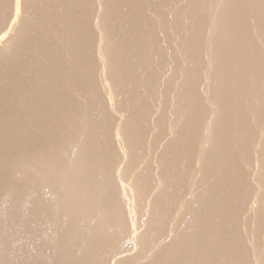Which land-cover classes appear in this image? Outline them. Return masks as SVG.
I'll return each instance as SVG.
<instances>
[{
  "label": "rangeland",
  "instance_id": "374dc122",
  "mask_svg": "<svg viewBox=\"0 0 264 264\" xmlns=\"http://www.w3.org/2000/svg\"><path fill=\"white\" fill-rule=\"evenodd\" d=\"M23 1L12 29L0 0V264H264V0Z\"/></svg>",
  "mask_w": 264,
  "mask_h": 264
},
{
  "label": "bare ground",
  "instance_id": "6f19581e",
  "mask_svg": "<svg viewBox=\"0 0 264 264\" xmlns=\"http://www.w3.org/2000/svg\"><path fill=\"white\" fill-rule=\"evenodd\" d=\"M31 1H32V0H31ZM42 1H43V0H42ZM47 1H48V0H47ZM260 1L262 2V0H260ZM13 2H14V1H13ZM23 2H24V1H23ZM26 2H27V0H26ZM26 2H24V3H26ZM36 2H37V1H36ZM69 2H70V1H69ZM31 3H32V2H31ZM107 3H108V2H107ZM262 3H263V2H262ZM9 4H10V3H9ZM43 4H44V3H43ZM47 4H48V3H47ZM91 4H92V3H91ZM103 4H104V3H103ZM111 4H112V3H111ZM258 4H259V1H258ZM21 5H22V0H15V3H14V16H13V17H14V20H13L14 22H12V24L14 23V26H13L12 29H15L14 27L18 26L17 24H18V22H20V19H21V18H20V17H21V16H20ZM25 5H26V4H25ZM27 5H28V4H27ZM27 5L25 6V8L27 7ZM29 5H30V4H29ZM96 6H97V5H96ZM259 6H260V5H259ZM261 6H262V5H261ZM94 7H95V6H94ZM30 8H31V7H30ZM110 8H111V7H110ZM65 9H66V8H65ZM23 10H24V9H23ZM33 10H34V9H33ZM106 10H107V9H106ZM112 11H113V10H112ZM22 13H23V12H22ZM30 13H31V12H30ZM103 13H104V12H103ZM107 14H108V13H107ZM7 15H8V14H7ZM27 15H28V14H27ZM105 15H106V14H105ZM24 16H25V15H24ZM28 17H29V16H28ZM87 17H88V16H87ZM107 17H108V16H107ZM29 20H30V18H29ZM31 21H32V20H31ZM179 21H180V20H179ZM215 21H216V19H215ZM201 22H202V21H201ZM28 23H29V22H28ZM28 23H27V24H28ZM107 23H108V22H107ZM12 24H11V25H12ZM21 24H22V23H21ZM21 24H20V25H21ZM209 24H210V23H209ZM29 25H30V24H29ZM210 25H211V24H210ZM213 25H214V24H212L211 27H212ZM175 26H176V25H175ZM214 26H217V25H214ZM21 27H22V26H21ZM21 27H20V28H21ZM18 28H19V27H18ZM216 28H217V27H216ZM22 29H23V28H22ZM22 29H21V30H22ZM211 29H212V28H211ZM200 30H202V29H200ZM212 30L214 31L215 29H212ZM14 31H16V30H14ZM24 31H25V29H24ZM189 31H190V30H189ZM11 33H12V31H11ZM14 33H15V32H14ZM21 33H22V31H21ZM21 33H19V34H21ZM219 33H220V31H219ZM22 34H23V33H22ZM109 34H110V33H109ZM167 34H168V33H167ZM212 34H213V33H212ZM212 34H211V35H212ZM8 35H9V34H8ZM15 35H16V34H15ZM17 35H18V34H17ZM217 35H218V34H217ZM115 36H116V35H115ZM138 36H139V35H138ZM213 36H214V35H213ZM6 37H7V36H6ZM12 37H14V35L11 36L10 38H12ZM121 37H122V36H121ZM121 37H120V38H121ZM216 37H217V36H216ZM7 38H8V37H7ZM177 38H178V37H177ZM217 38H218V37H217ZM8 39H9V38H8ZM14 39H15V37H14ZM103 39H104V38H103ZM186 39H187V38H186ZM192 39H193V38H192ZM194 39H195V38H194ZM194 39H193V40H194ZM218 39H219V38H218ZM17 40H18V39H16V41H17ZM19 40H20V39H19ZM193 40H192V41H193ZM213 40H215V39H213ZM260 40H261V39H260ZM263 40H264V39H263ZM5 41H6V38L3 40L4 44H5ZM10 41H11V40H10ZM109 41H110V40H109ZM177 41H178V40H177ZM12 42L14 43L13 40H12ZM89 42H90V41H89ZM173 42H174V41H173ZM10 43H11V42H10ZM168 43H169V42H168ZM188 43H189V42H188ZM211 43H213V41H212ZM132 44H133V43H132ZM132 44H131V45H132ZM221 44H222V42H221ZM262 44H264V43H262ZM8 45H9V44H8ZM11 45L13 46V44H11ZM123 45H124V44H123ZM169 45H170V44H169ZM188 45H189V44H188ZM212 45H214V44H212ZM6 46H7V45H6ZM174 46H175V45H174ZM4 47H5V46H4ZM104 48H105V47H104ZM151 48H152V47H151ZM167 48H168V47H167ZM167 48H166V49H167ZM212 48H213V47H212ZM0 49H3L2 46H1ZM13 49H14V48H13ZM4 50H5V49H4ZM8 50H9V49H8ZM181 50H182V49H181ZM200 50H201V49H200ZM207 50H208V49H207ZM209 50H210V49H209ZM5 51H6V50H5ZM9 51H10V50H9ZM13 51H14V50H13ZM94 51H95V50H94ZM189 51H190V50H189ZM193 51H194V50H193ZM1 52L4 53L3 51H1ZM170 52H171V51H170ZM174 52H175V51H174ZM199 52H200V51H199ZM225 52H226V51H225ZM188 53H189V52H188ZM192 54H193V53H192ZM204 54H205V53H204ZM211 54H213V52H212ZM229 54H230V53H229ZM0 55H2V54H0ZM3 55H4V54H3ZM207 56H208V55H207ZM6 57H7V56H6ZM102 57H103V56H102ZM123 57H124V56H123ZM186 57H187V56H186ZM211 57H212V56H211ZM216 57H217V56H216ZM3 58H5V57H3ZM119 58H120V57H119ZM127 58H128V57H127ZM229 58H230V57H229ZM233 58H234V57H233ZM0 59H1V58H0ZM170 59H171V58H170ZM231 59H232V58H231ZM3 60H4V59H3ZM6 60H7V59H6ZM6 60H5V61H6ZM129 60H130V59H129ZM185 60H186V59H185ZM190 60H191V59H190ZM193 60H194V59H193ZM0 61H1V60H0ZM187 61H188V63H189V60H187ZM203 61H204V60H203ZM115 62H117V61H115ZM140 62H141V61H140ZM148 62H149V61H148ZM157 62H158V61H157ZM161 62H162V60H161ZM178 62H179V61H178ZM1 63H2V62H1ZM4 63H6V62H4ZM99 63H100V62H99ZM191 63H192V61H191ZM197 63H198V62H197ZM8 64H9V63H8ZM114 64H115V63H114ZM122 64H123V63H122ZM183 64H184V63H183ZM206 64H207V63H206ZM235 64H236V63H235ZM6 65H7V64H6ZM6 65H4V66H6ZM100 65H101V64H100ZM142 65H143V64H142ZM178 65H179V64H178ZM180 65H181V63H180ZM180 65H179V66H180ZM194 65H195V64H194ZM7 66H8V65H7ZM201 66H202V65H201ZM1 67H2V66H1ZM95 67H96V66H95ZM155 67H156V66H155ZM161 67H162V66H161ZM182 67H183V65H182ZM190 68H191V66H190ZM195 68H196V67H195ZM127 69H128V68H127ZM210 69H211V68H210ZM5 70H6V69H5ZM8 70H9V69H8ZM8 70H7V71H8ZM125 70H126V69H125ZM141 70H142V69H141ZM191 70H192V69H191ZM199 70H200V69H199ZM7 71H5V72H7ZM145 71H146V70H145ZM176 71H177V70H176ZM195 71H196V70H195ZM197 71H198V69H197ZM1 72H2V71H1ZM1 72H0V74H1ZM10 72H11V70H10ZM21 72H22V70H21ZM142 72H143V70H142ZM157 72H158V71H157ZM192 72H193V71H192ZM192 72H191V73H192ZM140 73H141V72H140ZM176 73H177V72H176ZM187 73H188V72H187ZM118 74H119V73H118ZM165 74H166V73H165ZM167 74H168V73H167ZM174 74H175V73H174ZM177 74H178V73H177ZM9 75H10V74H9ZM11 75H12V74H11ZM14 75H15V74H14ZM14 75H13V76H14ZM18 75H19V74H18ZM154 75H155V74H154ZM169 75H170V74H169ZM200 75H201V74H200ZM213 75H214V74H213ZM220 75H221V74H220ZM16 76H17V75H16ZM160 76H161V75H160ZM2 77H3V76H2ZM148 77H149V76H148ZM176 77H177V76H176ZM188 77H189V75H188ZM192 77H193V74H192ZM195 77H196V76H195ZM201 77H202V76H201ZM16 78H17V77H16ZM18 78H19V77H18ZM186 78H187V77H186ZM190 78H191V77H190ZM199 78H200V77H199ZM217 78H218V77H217ZM8 79H9V77H8ZM10 79H11V78H10ZM10 79H9V80H10ZM156 79H157V78H156ZM122 80H124V79H122ZM129 80H130V79H129ZM159 80H160V79H159ZM187 80H188V79H187ZM197 80H198V79H197ZM213 80H214V79H213ZM17 81H18V80H17ZM59 81H60V80H59ZM110 81H111V80H110ZM203 81H205V80H203ZM13 82H14V81H13ZM105 82L108 83L107 80H106ZM112 82H113V81H112ZM143 82H144V81H143ZM181 82H182V81H181ZM198 82H199V81H198ZM220 82H221V81H220ZM109 83H110V82H109ZM135 83H136V82H135ZM137 83H138V82H137ZM202 83H203V82H202ZM217 83H218V82H217ZM5 84H6V83H5ZM5 84H4V85H5ZM9 84H10V83H9ZM199 84H200V83H199ZM90 85H91V83H90ZM122 85H123V84H122ZM187 85H188V84H187ZM18 86H19V85H18ZM163 86H164V85H163ZM219 86H220V85H219ZM4 87H5V86H4ZM87 87H89V86H87ZM152 87H153V86H152ZM161 87H162V86H161ZM188 87H189V86H188ZM188 87H187V88H188ZM155 88H156V87H155ZM73 89H74V88H73ZM101 89H102V88H101ZM109 89H110V88H109ZM112 89H113V88H112ZM184 89H185V88H184ZM2 90H3V89H2ZM9 90H10V89H9ZM195 90H196V89H195ZM202 90H204V89H202ZM7 91H8V90H7ZM93 91H94V90H93ZM119 91H120V90H119ZM186 91H187V90H186ZM200 91H201V90H200ZM4 92H5V91H4ZM23 92H24V90L22 91V93H23ZM105 92H106V91H105ZM111 92H112V91H111ZM113 92H114V91H113ZM190 92H191V90H190ZM198 92H199V91H198ZM12 93H13V92H12ZM12 93H11V94H12ZM20 93H21V92H20ZM95 93H96V92H95ZM100 93H101V92H100ZM90 94H91V93H90ZM111 94H112V93H111ZM166 94H167V93H166ZM189 94H190V93H189ZM192 94H193V93H192ZM94 95H95V94H94ZM96 95H97V94H96ZM109 95H110V92H109ZM156 95H157V94H156ZM183 95H184V94H183ZM198 95H199V94H198ZM3 96H4V95H3ZM3 96H2V97H3ZM114 96H115V94H114ZM168 96H169V95H168ZM196 96H197V94H196ZM201 96H202V95H201ZM13 97H14V94H13ZM22 97H23V96H22ZM80 97H81V96H80ZM187 97H188V96H187ZM204 97H205V96H204ZM0 98H1V97H0ZM7 98H8V97H7ZM92 98H93V97H92ZM127 98H128V97H127ZM198 98H199V96H198ZM263 98H264V96H263ZM10 99H11V98H10ZM10 99H9V100H10ZM172 99H173V98H172ZM1 100H2V99H1ZM91 100H92V99H91ZM110 100L112 101V99H110ZM114 100H115V99H114ZM124 100H125V99H124ZM132 100H133V99H132ZM170 100H171V99H170ZM3 101H4V100H3ZM261 101H262V100H261ZM77 102H78V101H77ZM153 102H154V101H153ZM168 102H169V101H168ZM112 103H113V102H112ZM116 103H117V102H116ZM8 104H9V103H8ZM19 104H20V103H19ZM81 104H82V103H81ZM110 104H111V102H110ZM168 104H169V103H168ZM263 104H264V103H263ZM45 105H46V104H45ZM113 105H114V104H113ZM117 105H118V104H117ZM120 105H121V104H120ZM159 105H160V104H159ZM162 105H164V104H162ZM259 105H260V104H259ZM259 105H258V107H259ZM16 106H17V105H16ZM104 106H106V105H104ZM109 106H110V105H109ZM114 106H115V105H114ZM118 106H119V105H118ZM118 106H117V108L120 107V106H119V107H118ZM127 106H128V105H127ZM155 106H156V105H155ZM262 106H263V105H262ZM24 107H25V106H24ZM160 107H161V106H160ZM120 108H121V107H120ZM120 108H119V110H120ZM143 108H144V107H143ZM161 108H162V107H161ZM260 108H261V107H260ZM89 109H90V108H89ZM124 109H125V108H124ZM153 109H154V108H153ZM111 110H112V109H111ZM111 110H110V111H111ZM122 110H123V109H122ZM125 110H126V109H125ZM148 110H149V109H148ZM263 110H264V109H263ZM48 111H49V110H48ZM184 111H185V110H184ZM129 112H131V111H129ZM167 112H168V111H167ZM260 112H261V111H260ZM20 113H21V112H20ZM188 113H189V112H188ZM262 113H263V112H262ZM164 114H165V113H164ZM181 114H182V113H181ZM263 114H264V113H263ZM21 115H23V114H21ZM24 115H25V114H24ZM70 115H71V113H70ZM75 115H76V114H75ZM75 115H74V116H75ZM188 116H189V115H188ZM174 117H175V116H174ZM19 118H20V117H19ZM23 118H24V117H23ZM100 118H102V117H100ZM21 119H22V118H21ZM21 119H20V120H21ZM35 119H37V118H35ZM140 119H142V118H140ZM143 119H144V118H143ZM165 119H166V118H165ZM7 120H8V119H7ZM22 120H23V119H22ZM24 120H25V119H24ZM24 120H23V121H24ZM95 121H96V120H95ZM230 121H231V120H230ZM21 122H22V121H21ZM26 122H27V121H26ZM54 122H55V120H54ZM92 122H93V121H92ZM210 122H211V121H210ZM63 123H64V122H63ZM93 123H94V122H93ZM101 123H102V122H101ZM107 123H108V122H107ZM130 123H131V122H130ZM149 123H150V122H149ZM164 123H165V122H164ZM172 123H173V122H172ZM231 124H232V123H231ZM78 125H79V124H78ZM160 125H161V124H160ZM209 125H210V124H209ZM70 126H71V125H70ZM149 126H150V125H149ZM84 127H85V126H84ZM136 127H137V126H136ZM140 127H141V126H140ZM231 127H232V126H231ZM166 128H167V127H166ZM215 128H216V127H215ZM87 129H88V128H87ZM108 129H109V128H108ZM126 129H127V128H126ZM162 129H163V128H162ZM162 129H161V130H162ZM182 129H183V128H182ZM212 129H213V128H212ZM212 129L210 128V131H212ZM216 129H217V128H216ZM5 130H6V129H5ZM72 130H73V129H72ZM90 130H91V129H90ZM80 131H81V130H80ZM94 131H95V130H94ZM114 131H115V130H114ZM125 131H126V130H125ZM128 131L130 132V130H128ZM172 131H173V130H172ZM134 132L137 133V131H134ZM84 133H85V132H84ZM86 133H87V132H86ZM124 133H125V132H124ZM143 133H144V131H143ZM168 133H169V132H168ZM201 133H202V132H201ZM125 134H126V133H125ZM85 135H86V134H85ZM132 135H133V133H132ZM137 135H138V133H137ZM140 135H142V134H140ZM161 135H162V134H161ZM130 136H131V135H130ZM135 136H136V135H135ZM142 136H143V135H142ZM153 136H154V135H153ZM169 136H170V135H169ZM34 137H35V136H34ZM64 137H65V136H64ZM136 137H137V136H136ZM199 137H200V136H199ZM201 137H202V136H201ZM35 138H36V137H35ZM77 138H78V137H77ZM82 138H83V137H82ZM126 138H127V137H126ZM130 138H131V137H130ZM130 138H129V139H130ZM148 138H150V137H148ZM163 138H164V137H163ZM202 138H203V137H202ZM69 139H70V138H69ZM112 139H113V137H112ZM133 139H134V138H133ZM144 139H145V138H144ZM144 139H143V141H144ZM146 139H147V138H146ZM200 139H201V138H200ZM200 139H199V140H200ZM263 139H264V137H263ZM100 140H101V139H100ZM123 140H125V139H123ZM125 141H126V140H125ZM125 141H124V142H125ZM128 141H129V140H128ZM134 141H136V140H134ZM141 141H142V139H141ZM145 141H146V140H145ZM251 141H252V140H251ZM45 142H46V141H45ZM91 142H92V141H91ZM115 142H116V141H115ZM121 142H122V141H121ZM131 142H132V141H131ZM131 142L129 141V143H131ZM146 142H147V141H146ZM151 142H154V141L152 140ZM156 142H157V141H156ZM96 143H97V142H96ZM96 143H95V144H96ZM106 143H107V142H106ZM136 143H138V140L136 141ZM222 143H223V142H222ZM262 143H263V142H262ZM78 144H79V143H78ZM117 144H118V143H117ZM120 144H121V143H120ZM120 144H119V145H120ZM123 144H124V143H122V145H123ZM141 144H142V143H141ZM146 144H147V143H146ZM153 144H154V143H153ZM157 144H158V143H157ZM263 144H264V143H263ZM83 145H84V144H83ZM107 145H108V144H107ZM200 145H201V144H200ZM63 146H64V145H63ZM95 146H96V145H95ZM125 146H126V145H125ZM136 146H137V145H136ZM136 146H134V150H135V147H136ZM151 146H152V145H151ZM157 146H158V145H157ZM159 146H160V145H159ZM203 146H205V145H203ZM212 146H213V145H212ZM252 146H253V145H252ZM73 147H74V146H73ZM84 147H85V146H84ZM116 147H117V146H116ZM119 147H121V146H119ZM123 147H124V146H123ZM130 147H131V145H130ZM132 147H133V145H132ZM88 148H89V147H88ZM97 148H98V147H97ZM127 148H128V147L126 146V149H127ZM139 148H140V147H139ZM139 148H138V149H139ZM150 148H151V150H152L153 147H150ZM157 148H158V147H157ZM93 149H94V148H93ZM120 149H121V148H120ZM120 149H119V150H120ZM126 149H125L124 151L127 153V150H128V149H127V150H126ZM153 149H154V148H153ZM160 149H161V148H159L158 150H160ZM90 150H91V149H90ZM116 150H117V149H116ZM139 150H140V149H139ZM139 150H138V151H139ZM156 150H157V149H156ZM77 151H78V150H76V152H77ZM122 151H123V149H122ZM130 151H131V149H130ZM144 151H146V150H144ZM144 151H143V152H144ZM154 151H155V150H154ZM154 151H152L151 153H153ZM228 151H229V150H228ZM116 152H117V151H116ZM132 152H133V151H132ZM132 152H131V153H132ZM143 152H142V153H143ZM149 152H150V151H149ZM149 152H148V153H149ZM157 152H158V151H157ZM54 153H55V152H54ZM106 153H107V152H106ZM117 153H118V152H117ZM123 153H124V152H123ZM126 153H125V155H126ZM135 153H136V152H135ZM139 153H140V152H139ZM151 153L149 154L150 156L152 155ZM163 153H164V151H163ZM163 153H162V155H163ZM49 154H50V153H49ZM128 154L131 155L130 153H127V155H128ZM155 154H156V153H155ZM43 155H44V154H43ZM101 155H102V154H101ZM106 155H107V154H106ZM114 155H115V154H114ZM118 155H119V154H118ZM127 155H126V156H127ZM135 155H137V154H135ZM153 155H154V154H153ZM153 155H152V156H153ZM83 156H84V155H83ZM133 156H134V155H133ZM140 156H141V153H140ZM140 156L138 157L139 159H141ZM144 156H145V154H144ZM79 157H81V156H79ZM117 157H118V156H117ZM117 157H116V158H117ZM134 157H135V156H134ZM141 157H142V156H141ZM146 157H147V156H146ZM263 157H264V156H263ZM41 158H42V157H41ZM113 158H114V157H113ZM154 158H156L155 155H154ZM154 158H153V159H154ZM157 158H158V156H157ZM171 158H172V157H171ZM20 159H21V158H20ZM20 159H19V160H20ZM28 159H29V158H28ZM84 159H85V158H84ZM128 159H129V157H128ZM134 159H136V158H134ZM158 159H159V158H158ZM253 159H254V158H253ZM87 160H88V158H87ZM129 160H130V159H129ZM145 160H146V159H145ZM23 161H24V160H23ZM23 161H22V162H23ZM48 161H49V160H48ZM81 161H82V160H81ZM84 161H85V160H84ZM84 161H83V162H84ZM92 161H93V160H92ZM155 161H156V159H155ZM155 161H154V162H155ZM20 162H21V161H20ZM78 162H80V161H78ZM83 162H82V163H83ZM85 162H87V161H85ZM88 162H90V161H88ZM156 162H158V161H156ZM168 162H169V161H168ZM17 163H18V162H17ZM23 163H24V162H23ZM69 163H70V162H69ZM127 163H128V160H127ZM130 163H131V161H130ZM132 163H133V162H132ZM132 163H131V164H132ZM152 163H153V162H152ZM152 163L150 164L151 166H152ZM24 164H25V163H24ZM71 164H72V163H71ZM114 164H115V163H114ZM159 164H160V163H159ZM17 165H18V164H17ZM19 165H20V164H19ZM21 165H22V163H21ZM46 165H47V164H46ZM97 165H98V164H97ZM116 165H117V164H116ZM116 165H115V166H116ZM121 165H122V164H121ZM126 165H127V164H126ZM128 165H129V164H128ZM255 165H256V164H255ZM26 166H27V165H26ZM54 166H55V165H54ZM80 166H81V165H80ZM99 166H100V165H99ZM118 166H119V165H118ZM123 166H124V165H123ZM12 167H13V166H12ZM22 167H23V166H22ZM73 167H74V166H73ZM89 167H90V166H89ZM116 167H117V166H116ZM126 167H127V166H126ZM164 167H165V166H164ZM20 168H21V167H20ZM92 168H93V167H92ZM106 168H107V167H106ZM111 168H112V167H111ZM121 168H122V167H121ZM153 168H154V165H153ZM155 168H156V167H155ZM159 168H160V167H159ZM22 169H23V168H22ZM22 169H21V170H22ZM77 169H78V168H77ZM103 169H104V168H103ZM125 169H126V168H125ZM125 169H124V170H125ZM131 169H132V168H131ZM134 169H135V167H134ZM150 169H151V168H150ZM156 169H158V168H156ZM16 170H17V169H16ZM52 170H53V169H52ZM92 170H93V169H92ZM104 170H105V169H104ZM113 170H114V169H113ZM124 170H123V171H124ZM146 170H147V169H146ZM164 170H165V169H164ZM166 170H167V169H166ZM195 170H196V169H195ZM12 171H13V170H12ZM14 171H15V170H14ZM14 171H13V172H14ZM19 171H20V169H19ZM19 171H18V172H19ZM89 171H90V170H89ZM107 171H108V170H107ZM110 171H111V170H110ZM110 171H109V174H110L111 172L113 173V171H111V172H110ZM114 171H115V170H114ZM131 171H132V170H131ZM15 172H16V171H15ZM15 172H14V173H15ZM80 172H81V171H80ZM90 172H91V171H90ZM105 172H106V171H105ZM117 172H118V171H117ZM147 172H148V170H147ZM149 172H150V170H149ZM151 172H153V170H152ZM162 172H163V171H162ZM168 172H169V171H168ZM170 172H171V171H170ZM194 172H195V171H194ZM26 173H27V172H25V175H24V176H26ZM34 173H36V172H34ZM61 173H62V172H61ZM114 173H116V172H114ZM124 173H126V172H124ZM153 173H154V172H153ZM160 173H161V172H160ZM256 173H257V172H256ZM2 174H3V173H2ZM15 174H16V173H15ZM19 174H20V173H19ZM37 174H38V173H37ZM64 174H65V173H64ZM105 174H106V173H105ZM119 174H120V171H119ZM121 174H123L122 171H121ZM129 174H130V172H128V175H129ZM146 174L148 175V174H152V173H146ZM168 174H169V173H168ZM28 175H29V174H28ZM75 175H76V174H75ZM103 175H104V174H103ZM123 175H124V174H123ZM142 175H143V174H142ZM161 175H162V174H161ZM164 175H165V174H164ZM46 176H47V175H46ZM107 176H108V175H107ZM115 176H116V175H115ZM119 176H120V175H119ZM137 176H138V175H137ZM158 176H159V174H158ZM167 176H168V175H167ZM15 177H16V176H15ZM21 177H22V175H21ZM21 177H20V179H21ZM58 177H59V176H58ZM123 177H124V176H123ZM123 177H122V179H123ZM126 177H127V175H126ZM149 177H150V176H149ZM155 177H156V176H155ZM155 177H154V178H155ZM161 177H162V176H161ZM16 178H19V176H17ZM22 178H23V177H22ZM115 178H116V177H115ZM120 178H121V177H120ZM147 178H148V176L146 177V179H147ZM261 178H262V177H261ZM6 179H7V178H6ZM104 179H105V178H104ZM128 179H129V178H128ZM130 179H132V176L130 177ZM136 179H137V178H136ZM141 179H142V178H141ZM155 179H156V178H155ZM194 179H195V178H194ZM17 180H18V179H17ZM30 180H32V179H30ZM109 180H110V179H109ZM117 180H119V179H117ZM123 180H124V179H123ZM132 180H133V179H132ZM151 180L153 181V179H151ZM164 180H165V179H164ZM18 181H19V180H18ZM25 181H26V180H25ZM59 181H60V180H59ZM121 181H122V180H121ZM124 181H125V180H124ZM134 181H135V179H134ZM148 181H149V180H148ZM148 181H146V182H148ZM158 181H159V180H158ZM169 181H170V180H169ZM1 182H2V181H1ZM125 182H126V181H125ZM125 182H122V183L124 184ZM150 182H151V181H150ZM155 182H156V181H155ZM191 182H192V181H191ZM262 182H263V181H262ZM13 183H14V182H13ZM21 183H22V182H21ZM118 183L120 184V182H118ZM118 183H117V185H118ZM122 183H121V184H122ZM130 183H132V181H130L129 183H128V181H127L126 184H124V186L121 185V187H122L123 190H122L121 187H120V191L123 192V193H120V195L123 194V196L126 195V197H127V195H130V196H131V194H133V192H132L133 187H135V185H136L137 183H136L135 185L132 183V184H133L132 187H131L132 184L130 185ZM152 183H153V182H152ZM161 183H162V182H161ZM164 183H165V182H164ZM170 183H171V181H170ZM24 184H25V183H24ZM73 184H74V183H73ZM78 184H80V183H78ZM78 184H77V186H75V188L78 187ZM81 184H82V183H81ZM81 184H80V185H81ZM146 184H149V183H146ZM153 184H155V183H153ZM153 184H152V185H153ZM21 185H22V184H21ZM27 185H28V184H27ZM35 185H36V184H35ZM35 185H34V186H35ZM74 185H75V184H74ZM100 185H101V184H100ZM113 185H114V184H113ZM158 185H159V183H158ZM158 185H156V186H158ZM83 186H84V185H83ZM140 186H141V185H140ZM142 186H143V185H142ZM156 186H155V187H156ZM159 186H160V185H159ZM168 186H169V185H168ZM263 186H264V185H263ZM5 187H6V186H5ZM64 187H65V186H64ZM72 187H73V186H72ZM254 187H255V186H254ZM3 188H4V187H3ZM11 188H12V187H11ZM21 188H22V187H21ZM96 188H97V187H96ZM143 188H144V187H143ZM6 189H8V188H6ZM27 189H28V188H27ZM78 189H79V188H78ZM82 189H85V188H82ZM87 189H88V187H87ZM112 189H113V188H112ZM114 189H115V188H114ZM118 189H119V188H118ZM134 189H135V188H134ZM158 189H160V188H158ZM162 189H163V188H162ZM52 190H53V189H52ZM88 190H89V189H88ZM135 190L138 192L137 188H136ZM140 190H141V189H140ZM145 190H146V189H145ZM253 190H254V189H253ZM110 191H111V190H110ZM117 191H118V190H117ZM167 191H168V190H167ZM36 192H37V191H36ZM78 192H79V191H78ZM87 192H88V191H87ZM87 192H86V193H87ZM141 192H142V190H141ZM141 192H140V193H141ZM135 193H136V192H134V195H135ZM143 193H145V192L143 191ZM143 193H142V195H143ZM149 193H150V192H149ZM254 193H255V192H254ZM113 194H114V193H113ZM56 195H57V194H56ZM134 195H133V196H134ZM136 195H137V194H136ZM157 195H159V194H157ZM18 196H19V195H18ZM123 196H122V197H123ZM133 196H132V197H133ZM159 196H160V195H159ZM6 197H9V196H6ZM128 197H129V196H128ZM128 197H127V198H128ZM134 197H137V196H134ZM142 197H143V196H142ZM146 197H147V196H146ZM149 197H150V196H149ZM127 198H124L123 200L125 201V199H126V201H127ZM194 198H195V197H194ZM194 198H193V199H194ZM6 199H7V198H6ZM66 199H68V198H66ZM129 199H130V202H131V203L129 204L130 207L127 206V207H128V211H127V210H126V211L128 212V215H129L130 218H131V220H130V218H129V220L133 223V222H135V221L133 220V219H134V216H135L140 210H142V209H141L142 207H139L140 204H139V201H138V197H137V201H135V202H137L139 208L137 207V205H135L136 203L134 204V200H136V198H134V200H133V199L130 197V198H128V200H129ZM148 199H149V198H148ZM0 200H1V199H0ZM63 200H64V199H63ZM132 200H133V201H132ZM139 200H140V199H139ZM141 200H143V198H141ZM107 201H108V200H107ZM119 201H120V200H119ZM153 201H154V200H153ZM64 202H65V201H64ZM67 202H69V200H68ZM105 202H106V201H105ZM122 202H123V201H122ZM128 202H129V201H128ZM132 202H133L134 205L132 204ZM251 202H252V201H251ZM71 203H72V202H71ZM143 203H144V202H143ZM156 203H157V202H156ZM61 204H63V203H61ZM61 204H60V205H61ZM56 205H57V203H56ZM146 205H147V204H146ZM148 205H149V204H148ZM125 206H126V202H125ZM135 206H136V208L138 209V212H136L137 209L135 208ZM60 207H61V206H60ZM66 207H67V206H66ZM143 207H144V206H143ZM146 207H147V206H146ZM55 208H56V207H55ZM85 208H87V205H86ZM114 208H115V207H114ZM125 208H126V207H125ZM25 209H26V208H25ZM56 209H57V208H56ZM119 209H120V208H119ZM139 209H140V210H139ZM18 210H19V209H18ZM84 210H85V209H84ZM88 210H89V209H88ZM100 210H101V209H100ZM124 210H125V209H124ZM144 210H145V208H144ZM144 210H142V211L144 212ZM160 210H161V209H160ZM79 211H80V210H79ZM79 211H78V212H79ZM70 212H71V211H70ZM76 212H77V211H76ZM127 212H126V213H127ZM140 212H141V211H140ZM146 212H147V210H146ZM45 213H46V212H45ZM45 213H44V214H45ZM67 213H68V212H67ZM120 213H121V212H120ZM120 213H119V214H120ZM123 213H124V212H123ZM141 213H142V212H141ZM141 213H139V214H141ZM169 213H170V212H169ZM13 214H14V213H13ZM26 214H27V213H26ZM68 214H69V213H68ZM75 214H76V213H75ZM79 214H80V213H79ZM79 214H78V215H79ZM106 214H107V213H106ZM117 215H118V214H117ZM122 215H123V214H122ZM141 215H142V214H141ZM141 215H138V216H139V220H140V218H141L142 216H144V215H142V216H141ZM47 216H48V215H47ZM104 216H105V215H104ZM113 216H115V215L113 214ZM124 216H125V215H124ZM140 216H141V217H140ZM178 216H179V215H178ZM70 217H71V216H70ZM70 217H69V218H70ZM75 217H76V216H75ZM81 217H82V216H81ZM97 217H98V216H97ZM122 217H123V216H122ZM122 217H121V218H122ZM73 218H74V217H73ZM77 218H78V217H77ZM116 218H117V217H116ZM119 218H120V217H119ZM127 218H128V216H127ZM136 218H137V217H136ZM78 219H79V218H78ZM78 219H77V220H78ZM91 219H92V218H91ZM104 219H105V218H104ZM124 219H125V218H124ZM137 219H138V218H137ZM142 219H143V218H142ZM152 219H153V218H152ZM62 220H63V219H62ZM82 220H84V219H82ZM95 220H96V219H95ZM100 220H101V222L103 221L101 218H100ZM119 220H120V219H119ZM119 220H118V221H119ZM125 220H127V219H125ZM72 221H73V220H72ZM79 221H80V220H79ZM104 221H105V220H104ZM107 221H108V220H107ZM114 221H115V220H114ZM114 221H113V222H114ZM127 221H128V220H127ZM137 221H138V220H137ZM73 222L75 223V221H73ZM87 222H88V221H87ZM87 222H86V223H87ZM91 222H92V221H91ZM96 222H97V221H96ZM96 222H95V223H96ZM115 222H117V221H115ZM122 222H123V220H122ZM125 222H126V221H124V223H125ZM131 222H130V224H131ZM141 222H142V221H141ZM141 222L138 221L137 223L140 225ZM158 222H159V221H158ZM76 223H77V221H76ZM76 223H75V224H76ZM89 223H90V222H89ZM98 223H99V222H98ZM78 224H79V223H78ZM101 224H102V223H101ZM115 224H116V223H115ZM128 224H129V223H128ZM130 224H129V225H130ZM135 224H136V223H135ZM184 224H185V223H184ZM71 225H72V224H71ZM85 225H86V224H85ZM123 225H124V224H123ZM129 225H128V226H129ZM133 225H134V224H133ZM139 225H138V226H139ZM73 226H74V225H73ZM75 226H76V225H75ZM79 226H80V225H79ZM82 226H83V225H82ZM95 226H96V225H95ZM130 226H131V225H130ZM135 226H136V228L138 227L137 225H135ZM76 227H77V226H76ZM88 227H89V226H88ZM117 227H118V226H117ZM139 227H140V226H139ZM187 227H188V226H187ZM54 228H55V227H54ZM94 228H95V227H94ZM121 228H122V227H121ZM128 228H129V227H128ZM134 228H135V227H134ZM161 228H162V227H161ZM107 229H108V228H107ZM123 229H124V228H123ZM138 229H139V228H138ZM140 229H141V228H140ZM134 230H136V229H134ZM188 230H189V229H188ZM123 231H124V230H123ZM136 231H137V230H136ZM159 231H160V230L158 229V232H159ZM171 231H172V230H171ZM64 232H65V231H64ZM126 232H127V231H126ZM132 232H133V231H132ZM132 232H131V233H132ZM139 232H140V233H143L141 230H139ZM146 232H147V231H146ZM129 233H130V232H129ZM135 233H136V232H135ZM135 233H134V235H133V238H134V239H132V240L130 239L131 241L135 240V237H139V236H135ZM140 233H138V234H136V235H141ZM167 233H168V232H167ZM95 234H96V233H95ZM101 234H102V233H101ZM124 234H125V233H124ZM151 234H152V233H151ZM109 235H110V234H109ZM129 235H130V234H129ZM125 236L128 237V234L125 235ZM131 236H132V235H131ZM134 236H135V237H134ZM141 236H142V235H141ZM141 236L139 237V240L142 239ZM148 236H149V235H148ZM127 237H126V238H127ZM142 237H143V236H142ZM167 237H168V236H167ZM45 238H46V237H45ZM123 238H124V237H122V239H123ZM129 238H130V237H129ZM140 238H141V239H140ZM65 239H66V238H65ZM89 239H90V238H89ZM118 239H119V238H118ZM144 239H145V238H144ZM149 239H150V238H149ZM72 240H73V239H72ZM119 240H120V239H119ZM188 240H189V239H188ZM93 241H94V240H93ZM102 241H103V240H102ZM136 241H137V240H136ZM136 241H135V242H136ZM148 241H149V240H148ZM137 242H138V241H137ZM139 242H140V241H139ZM141 242H142V241H141ZM178 242H179V241H178ZM121 243H122V241H121ZM121 243H120V244H121ZM149 243H150V242H149ZM215 243H216V242H215ZM111 244H112V243H111ZM182 244H183V243H182ZM191 244H192V243H191ZM65 245H66V244H65ZM77 245H79V244H77ZM130 245H131V244H130ZM195 245H196V244H195ZM215 245H216V244H215ZM126 246H127V245H126ZM139 246H140V245H139ZM198 246H199V245H198ZM105 247H106V246H105ZM121 247H122V245H121ZM114 248H116V247H114ZM138 248H139V247H138ZM88 249H89V248H88ZM129 249H131V246H129ZM129 249H128V250H129ZM132 249H134V248H132ZM263 249H264V248H263ZM168 250H169V249H168ZM174 250H175V249H174ZM198 250H199V249H198ZM75 251H76V250H75ZM78 252H79V251H78ZM107 252H108V251H107ZM75 253H76V252H75ZM147 253H148V252H147ZM73 254H74V253H73ZM69 255H70V254H69ZM70 257H71V256H70ZM117 257H118V256H117ZM68 258H69V257H68ZM71 258H72V257H71ZM93 258H94V257H93ZM183 258H184V257H183ZM197 258H198V257H197ZM263 258H264V257H263ZM88 259H89V258H88ZM17 260H18V259H17ZM34 262H35V261H34ZM112 263H113V262H112ZM131 263H132V262H131ZM70 264H71V263H70ZM127 264H128V263H127ZM178 264H179V263H178Z\"/></svg>",
  "mask_w": 264,
  "mask_h": 264
}]
</instances>
